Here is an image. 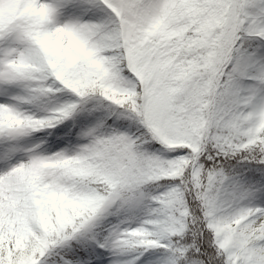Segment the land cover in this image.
I'll return each instance as SVG.
<instances>
[{
	"label": "snow or ice",
	"instance_id": "1",
	"mask_svg": "<svg viewBox=\"0 0 264 264\" xmlns=\"http://www.w3.org/2000/svg\"><path fill=\"white\" fill-rule=\"evenodd\" d=\"M0 264H264V0H0Z\"/></svg>",
	"mask_w": 264,
	"mask_h": 264
}]
</instances>
